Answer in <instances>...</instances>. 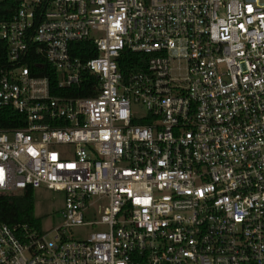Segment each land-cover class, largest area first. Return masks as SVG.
I'll return each mask as SVG.
<instances>
[{"label": "built area", "instance_id": "1", "mask_svg": "<svg viewBox=\"0 0 264 264\" xmlns=\"http://www.w3.org/2000/svg\"><path fill=\"white\" fill-rule=\"evenodd\" d=\"M13 1L0 194L65 206L0 264H264V0Z\"/></svg>", "mask_w": 264, "mask_h": 264}, {"label": "trees", "instance_id": "2", "mask_svg": "<svg viewBox=\"0 0 264 264\" xmlns=\"http://www.w3.org/2000/svg\"><path fill=\"white\" fill-rule=\"evenodd\" d=\"M17 5V2L13 0H0V21L9 19ZM90 56L84 57L88 58ZM6 63V44L0 40V67L5 66ZM53 77L54 75H52ZM22 125L23 117L19 113L10 108L0 110L1 130L17 128ZM0 222L8 225L28 223L38 231H41L40 219L34 215L33 190L28 189L20 193L0 194Z\"/></svg>", "mask_w": 264, "mask_h": 264}, {"label": "rangeland", "instance_id": "3", "mask_svg": "<svg viewBox=\"0 0 264 264\" xmlns=\"http://www.w3.org/2000/svg\"><path fill=\"white\" fill-rule=\"evenodd\" d=\"M34 215L40 219V229L53 239L57 228L63 223L65 206V192L55 191L44 186L33 190ZM94 226L71 227L65 231L67 239H86L87 235L95 230Z\"/></svg>", "mask_w": 264, "mask_h": 264}]
</instances>
